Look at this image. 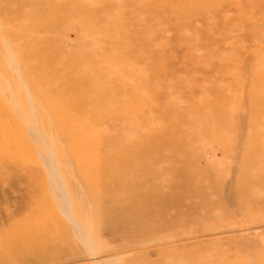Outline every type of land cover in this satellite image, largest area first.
Listing matches in <instances>:
<instances>
[{"label": "rangeland", "instance_id": "374dc122", "mask_svg": "<svg viewBox=\"0 0 264 264\" xmlns=\"http://www.w3.org/2000/svg\"><path fill=\"white\" fill-rule=\"evenodd\" d=\"M0 264H264V0H0Z\"/></svg>", "mask_w": 264, "mask_h": 264}, {"label": "bare ground", "instance_id": "6f19581e", "mask_svg": "<svg viewBox=\"0 0 264 264\" xmlns=\"http://www.w3.org/2000/svg\"><path fill=\"white\" fill-rule=\"evenodd\" d=\"M4 83V82H3ZM5 84V83H4ZM25 95V94H24ZM84 220V219H83ZM81 231V230H80ZM78 235H80V234H78Z\"/></svg>", "mask_w": 264, "mask_h": 264}]
</instances>
